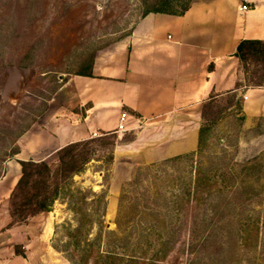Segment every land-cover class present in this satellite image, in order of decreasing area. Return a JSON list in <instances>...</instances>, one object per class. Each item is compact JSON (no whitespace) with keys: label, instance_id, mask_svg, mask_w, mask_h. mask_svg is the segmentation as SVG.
I'll return each instance as SVG.
<instances>
[{"label":"rangeland","instance_id":"374dc122","mask_svg":"<svg viewBox=\"0 0 264 264\" xmlns=\"http://www.w3.org/2000/svg\"><path fill=\"white\" fill-rule=\"evenodd\" d=\"M191 1L0 0V179L7 171L9 189L0 195V264H93L99 252L142 249L149 257L166 240L158 264H264V140L246 160L239 91L201 106L199 148L178 159L137 164L121 151L137 127L90 134L86 167L50 211L11 216L18 158L50 152L35 145L13 155L14 138L34 125L51 141L44 114L67 72L81 71L147 11L180 13ZM233 73L242 88L264 86V52L237 59ZM258 125L249 138L263 132Z\"/></svg>","mask_w":264,"mask_h":264},{"label":"crops","instance_id":"0c3cea01","mask_svg":"<svg viewBox=\"0 0 264 264\" xmlns=\"http://www.w3.org/2000/svg\"><path fill=\"white\" fill-rule=\"evenodd\" d=\"M243 4L248 9L241 11ZM242 39L264 41V0H192L182 14L142 16L128 34L95 52L90 76L70 74L54 93L44 114L51 141L39 140L34 125L17 140V156L35 145L50 152L18 161H46L68 143L116 132L122 114L126 126L137 131L121 151L130 152L137 164L194 152L201 106L237 91L243 98L241 153L246 160L253 157L252 147L264 140V128L251 138L254 125L264 121V86L236 87L234 53ZM6 174L0 195L9 191Z\"/></svg>","mask_w":264,"mask_h":264},{"label":"trees","instance_id":"16d2710c","mask_svg":"<svg viewBox=\"0 0 264 264\" xmlns=\"http://www.w3.org/2000/svg\"><path fill=\"white\" fill-rule=\"evenodd\" d=\"M188 7L189 4L180 13H170L159 9H153L147 11L144 15L148 13L182 14ZM263 49L264 41L262 40L242 39L236 47L234 56L242 61L248 53L261 55L264 52ZM93 56L86 67H82L81 71L73 72V74L90 76ZM210 67H212V65ZM67 73H69L67 76L71 74V72ZM65 80L63 82H65ZM238 85V82H236V87L240 88L241 85ZM30 127L23 129L15 136L13 145L16 146L18 138ZM90 143L91 142L88 140H80L66 144L55 152L57 159L53 164H49L44 160H19L21 166L20 177L9 196L12 208L11 216H17L19 218L18 221H20L27 219L29 216L50 211L53 203L62 196V193L70 190L69 187H71L73 176L80 173L86 167L89 161L88 147ZM18 152L16 148L13 155ZM179 156L182 157V155ZM179 156H176L177 158L172 157L164 160L178 159ZM96 200L102 203L105 202L103 196H98ZM166 244L167 240L161 241L159 244L160 247H157L149 257H146L147 252L145 249L141 250L139 253L141 255L114 253L111 251L99 252L97 253L99 260L94 261L93 264H109V261L112 263L114 260H118L119 264H129L135 260L142 261L140 264H158L160 263L158 253L160 252V248L163 250ZM100 261L103 262L100 263Z\"/></svg>","mask_w":264,"mask_h":264},{"label":"built area","instance_id":"2783aa9c","mask_svg":"<svg viewBox=\"0 0 264 264\" xmlns=\"http://www.w3.org/2000/svg\"><path fill=\"white\" fill-rule=\"evenodd\" d=\"M241 11L242 10H247L248 7L246 4H243L240 6L239 8ZM128 130V127L126 126V116L125 114H122L119 119H118V123H117V126H116V132H123V131H126Z\"/></svg>","mask_w":264,"mask_h":264}]
</instances>
